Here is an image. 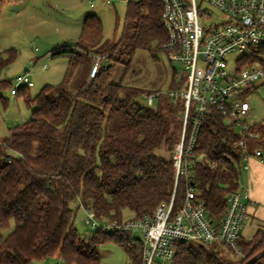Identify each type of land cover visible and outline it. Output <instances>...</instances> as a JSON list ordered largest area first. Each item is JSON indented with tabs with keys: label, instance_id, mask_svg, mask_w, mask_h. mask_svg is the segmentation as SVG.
<instances>
[{
	"label": "trees",
	"instance_id": "obj_1",
	"mask_svg": "<svg viewBox=\"0 0 264 264\" xmlns=\"http://www.w3.org/2000/svg\"><path fill=\"white\" fill-rule=\"evenodd\" d=\"M4 0H0V6ZM163 0H127L121 35L100 43L103 22L96 13L87 14L76 42L53 52L70 63L84 54L105 57L101 68L72 89L69 69L59 84H46L32 96L30 87L20 88L32 117L10 129L0 140V229L13 219L15 228L0 236V264H30L49 257L65 264H100L99 247L107 241L118 243L129 256V264H143L141 243L128 233L96 229L91 236L75 225L77 203L102 218L123 220L151 214L174 195L173 213L182 207L187 180L180 177L175 189L172 152L180 139L183 121L181 100L164 105L159 96L156 107L142 105L139 97L157 92L124 83L138 50L154 59L165 52L167 32L162 21ZM264 52V49H263ZM8 60L0 54V70ZM125 67L119 80L116 68ZM173 68L170 88L175 85ZM9 78H0V102L7 105L3 91L12 88ZM259 136L248 139V148L264 149V125L252 126ZM192 129L187 124L188 137ZM238 134L218 110L211 111L197 134L194 154H205L191 178L197 195L209 215L218 222L225 214L228 196L239 190L244 149ZM164 147L168 155L158 153ZM77 203L76 207L73 204ZM130 210L132 216L125 217ZM245 223V222H244ZM244 226V225H243ZM238 255L229 258L221 247ZM237 253L222 242L180 241L170 264H264V227L249 238L240 239Z\"/></svg>",
	"mask_w": 264,
	"mask_h": 264
},
{
	"label": "built area",
	"instance_id": "obj_2",
	"mask_svg": "<svg viewBox=\"0 0 264 264\" xmlns=\"http://www.w3.org/2000/svg\"><path fill=\"white\" fill-rule=\"evenodd\" d=\"M162 21L167 32L163 47L169 61L177 65L175 85L168 95L184 106L180 139L172 152L175 189L181 176L187 180L184 203L174 214L173 195L153 213L121 221L99 217L86 209L80 198L77 203L86 211L85 223L92 229L128 233L140 242L143 264H170L180 241H218L240 253L241 229L252 204L250 192L231 193L224 216L219 222L214 220L191 178L199 161L205 160L211 167L215 164L193 150L203 121L211 111L218 110L235 128L237 145L246 152L242 167L249 168L251 156L264 159L261 148H248V139L258 137L259 132L247 121L252 109L250 93L264 87V0H163ZM104 59L97 56L92 77L107 67ZM33 85L28 72L18 75L11 94ZM159 96L160 92L144 93L142 105L156 107ZM189 121L192 129L188 137ZM58 264H65L64 259L60 258Z\"/></svg>",
	"mask_w": 264,
	"mask_h": 264
},
{
	"label": "rangeland",
	"instance_id": "obj_3",
	"mask_svg": "<svg viewBox=\"0 0 264 264\" xmlns=\"http://www.w3.org/2000/svg\"><path fill=\"white\" fill-rule=\"evenodd\" d=\"M126 9L127 0H109L108 3L105 0H4L0 6V54L6 61L9 56L7 51L12 50L14 58L0 70V78H9L14 84L18 75L28 72L34 82L29 92L35 96L46 84L62 82L69 69L68 85L75 89L87 77L85 65L89 60V78H92V68L99 55L84 54L81 62L72 64L66 56L53 57V52L76 42L85 16L91 13H97L103 22L100 43L116 40L123 30ZM174 67L177 65L169 61L165 52L159 53L157 60L148 51L138 50L124 83L160 92L164 105L171 100L168 91ZM116 69L115 81L121 78L125 67L121 65ZM3 93L8 102L7 105L0 102V140L9 134V127L29 120L33 111V107L26 104L23 91L12 95L11 88H8ZM139 100L144 103L142 95ZM249 102L252 109L247 121L252 125L260 123L264 118L263 86L250 93ZM157 152L166 156L169 154L164 147ZM76 205L74 203L73 207ZM86 216V211L78 208L74 222L81 234L91 236L96 229L85 223ZM129 216H132L131 212L126 210L125 217ZM14 228L15 221L12 219L8 226L0 229V236L7 237ZM137 235L140 237L139 233ZM221 248L229 258L238 257L226 247ZM99 250L100 264H129L127 252L114 241L102 243ZM59 260L49 257L30 264H58Z\"/></svg>",
	"mask_w": 264,
	"mask_h": 264
},
{
	"label": "crops",
	"instance_id": "obj_4",
	"mask_svg": "<svg viewBox=\"0 0 264 264\" xmlns=\"http://www.w3.org/2000/svg\"><path fill=\"white\" fill-rule=\"evenodd\" d=\"M260 123L264 125V118ZM11 128L9 127V134ZM249 164L248 169H242L239 178V191L249 190L252 199V204L248 207V217L241 229V238L246 239L251 238L258 228L264 226V159L251 156Z\"/></svg>",
	"mask_w": 264,
	"mask_h": 264
}]
</instances>
